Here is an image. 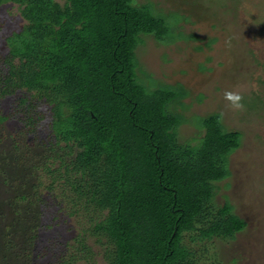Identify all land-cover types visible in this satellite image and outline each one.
I'll return each mask as SVG.
<instances>
[{"label":"trees","instance_id":"trees-1","mask_svg":"<svg viewBox=\"0 0 264 264\" xmlns=\"http://www.w3.org/2000/svg\"><path fill=\"white\" fill-rule=\"evenodd\" d=\"M8 2L25 23L5 38L0 100L18 96V135L34 133L37 151L31 140H15L19 153L0 152V264H34L26 258L40 229L53 228L60 213L77 232L66 239L51 234L53 243L39 256L52 259L43 264H96L97 244L104 264H207L188 241L234 239L246 226L229 202L216 215L210 207L215 182L231 174L229 156L241 133L225 131L215 113L201 122L206 131L198 145L181 144L183 119L169 107L183 93L139 78L144 36L170 43L179 20L169 23L137 0L0 6ZM34 100H43L50 115L39 140L34 130L42 113ZM9 118L0 111V126Z\"/></svg>","mask_w":264,"mask_h":264},{"label":"rangeland","instance_id":"rangeland-1","mask_svg":"<svg viewBox=\"0 0 264 264\" xmlns=\"http://www.w3.org/2000/svg\"><path fill=\"white\" fill-rule=\"evenodd\" d=\"M137 2L151 4L169 23L179 20L174 25L177 38L166 43L148 34L138 46L137 56L138 76L145 84L150 88L170 85L183 93L169 107L183 119L178 128L181 144L198 145L206 131L201 122L215 113L222 116L225 131L241 133L240 146L229 156L231 174L215 182L216 195L210 207L216 215V210L229 202L233 206L231 213L242 218L246 226L234 239L215 237L202 242L188 241V245L207 264H264V0ZM24 23L17 4L8 2L0 6V57L8 51L6 36L20 30ZM16 97L0 100V111L11 117L0 126L5 138L0 143V152L5 151L11 157L19 153L14 149L15 140L22 145L31 140L32 149L28 148L37 151L32 147L34 133L18 135L23 124L14 118L19 110L15 108ZM32 102L36 111L42 113L34 130L39 140L46 135L50 115L43 100ZM48 217L47 213L41 216L40 223L47 222ZM5 221L0 218V227ZM57 222L53 228L40 229L36 247L31 249L36 255L34 252L27 261L43 264L52 259L50 253L39 256L53 243L48 240L51 234V237L61 234L66 239L77 232L73 219H66L61 213ZM94 250L96 264H104L98 244Z\"/></svg>","mask_w":264,"mask_h":264}]
</instances>
